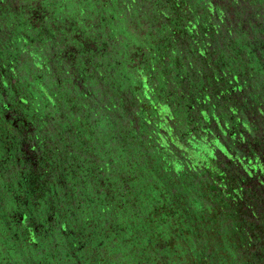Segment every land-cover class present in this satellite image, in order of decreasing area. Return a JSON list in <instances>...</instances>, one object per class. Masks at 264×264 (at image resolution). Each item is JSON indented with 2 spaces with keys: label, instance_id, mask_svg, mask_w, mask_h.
Returning <instances> with one entry per match:
<instances>
[{
  "label": "trees",
  "instance_id": "trees-1",
  "mask_svg": "<svg viewBox=\"0 0 264 264\" xmlns=\"http://www.w3.org/2000/svg\"><path fill=\"white\" fill-rule=\"evenodd\" d=\"M151 3L163 23L157 26L155 42L149 44L142 62L133 64L134 57L130 58L127 50L134 41L131 28L140 24L141 19L150 18ZM223 4V0L217 4L211 0H41L44 19L38 27L24 14L27 7L0 11V23L3 20L6 24L0 26V69L5 68L0 81L10 85L4 100H11L16 110L24 112V119L33 123L27 131L15 130L9 122L12 137L3 165L8 162L14 167H10L4 180L0 179V202L6 200L2 194L14 200L18 193L15 186H25L34 174L37 193V179L48 186L47 202L38 209L66 207L67 216L65 221L51 223L48 230L51 255L44 249L34 254L32 261L26 256L22 259V254H32L36 249L28 243L29 235L25 239L14 227H4L2 217L0 264L257 261V251L252 258L241 252L246 237L252 240L254 230L240 215L226 207L225 211L216 207L217 201H226V193L235 200L238 190L234 186L229 191L231 184L225 181V168L204 169L201 175L202 181L213 183L218 190L211 197L204 193L203 201L215 210L211 214L201 213V218L190 209L186 211L189 217L183 218L181 183L163 179L162 170L154 168L159 158L171 162L169 169H173L175 161L198 168L200 161L194 152L174 160L168 158L169 153L176 156L179 143L192 149L190 142L200 141L205 134L215 137L213 118L235 143L236 113L227 100L213 102L218 93L224 99L226 90L231 95L245 88L244 94L252 93L258 105L264 104V90L258 88L259 75L264 74V2L252 1L251 6L257 10L233 22ZM217 5L221 7L219 12ZM49 29L54 31L50 33ZM88 101L93 102L89 103L88 115L79 113L72 118L67 114L70 107H75L66 102ZM3 104L0 101V111ZM63 106L64 120L58 124L54 115ZM100 110L103 114L107 111L111 116L118 115L119 123L109 120L106 124L100 117L98 120ZM3 120L0 116V122ZM56 126L60 136L66 137L61 143L49 132ZM28 144L38 149L40 157V168L34 171L33 161L24 162L27 153L22 150ZM259 145L264 149V142ZM18 156L21 161L16 160ZM81 159L87 167L78 166ZM194 175L196 182L199 177ZM104 183L119 198L121 209L131 208L135 216L146 214L148 226L139 228L132 221L128 223L129 218L118 209L107 210L110 205L92 206L98 201L94 193H101L106 188ZM22 194L32 196L33 192ZM123 197L139 204L125 206ZM133 207H138L137 213ZM70 212L74 214L71 216ZM228 225L235 235L229 232L230 228L226 229ZM71 230H78L79 236ZM15 241L18 247L13 246ZM263 253L264 249L260 257H264Z\"/></svg>",
  "mask_w": 264,
  "mask_h": 264
},
{
  "label": "rangeland",
  "instance_id": "rangeland-1",
  "mask_svg": "<svg viewBox=\"0 0 264 264\" xmlns=\"http://www.w3.org/2000/svg\"><path fill=\"white\" fill-rule=\"evenodd\" d=\"M214 3H219L220 0H211ZM224 4L223 6L227 7L229 10L228 13H230L232 22L235 19H239L240 16H244V18L248 17L249 14L255 12L257 9H252L249 5L250 3H242V2H235V0H223ZM223 3V2H222ZM41 0H0V11L8 10L7 12L13 11L14 9H23L24 14H27L28 18L32 21V23L38 27L42 26V19H44L43 16V10L40 8ZM246 5L250 6L249 8H246ZM218 12L221 10L220 5H217ZM223 9V8H222ZM200 12V10H199ZM241 19V18H240ZM41 21V22H40ZM3 22V20H2ZM1 22V23H2ZM141 23H137L133 25L131 28L132 32L134 33V41L131 43V46L129 49H127L130 58L134 59L133 64H138L142 62V58L149 48V44L154 41L155 37L158 34V30L156 29L157 26H161L163 23V19L161 18L160 14L157 13V8L152 6L150 8V18H143L140 21ZM0 26L6 25L5 23L1 24ZM40 24V25H39ZM236 25H239V23H235ZM53 28V27H52ZM212 28V27H211ZM54 30H50L49 32L52 33ZM215 35V34H214ZM218 38L220 37L219 34H217ZM75 36H78L80 38V34H76ZM216 37V35H215ZM217 40V38H216ZM145 42V43H143ZM143 43V44H142ZM136 51L139 52V54H136ZM29 61V59L27 58ZM173 60V58H172ZM32 63V62H31ZM30 64V62H29ZM36 67H40V64L35 63ZM210 72V71H208ZM195 76L198 78L199 73L195 74ZM259 83L258 88L260 90H264V74L259 75ZM200 80V79H199ZM252 89H250L251 91ZM247 90L244 88L243 90H240V92H232L231 95H229V92L226 90L225 97L222 98L223 95H221V92L218 93L214 99L213 102L217 103L219 100H227L229 101L233 108L232 112L236 113V120L234 123V132H235V143L230 140L228 133L225 132L223 129V125L219 124V121L213 118V126L216 133L215 137L210 138L207 134L204 135V138L199 141H193L190 142L193 145V148L190 149V145H186L183 143L177 144L179 151H176V156H174L173 152L171 151L169 153V159L174 160L178 156L182 155H189V151L194 152V157H198L200 164L198 165V168L190 167L189 164L183 163V164H177V161L174 162V166L172 164L173 169L167 168L168 164L171 163L167 158L162 159L159 158L157 162L154 165V168L162 170L163 173V179H166L170 182H175L178 180L181 183V186L183 188V194L182 196V202H181V210L180 212L183 214V218L189 217L188 213H186L187 209L193 210L198 217L202 214H211L215 210L214 206L209 204L206 205L204 200V193L210 197L211 194H214V192H218L217 189H215V186L213 183L207 181H202L201 175L204 173V169H215L217 168H225V181L226 183H230L229 191L234 187L237 186V191L234 193L236 195L235 200H239V203H234V198L229 199L228 194H224L226 196V201L219 202L217 201L216 207L220 208L222 211H225L226 209H229L234 214H238L241 217H243V220L246 224L249 225L251 229L254 230L250 238L252 240H249V237H246L247 242L245 244V249L241 250V252H244L248 257L251 258L254 257L255 251H257V261H248L247 264H264V257H260L262 250L264 249V149L259 145L260 142H264V104L258 105V99L256 96H252L251 94H244ZM210 93V92H209ZM211 94V93H210ZM68 106H74L70 107L66 112L69 114L72 118L78 115L79 113H83L84 115H88V109L90 108L89 103H93L92 101H88L87 103H68ZM64 106L61 111H59L56 115H54L55 121L62 122L64 120L62 118V113L64 111ZM98 109V107L96 106ZM202 108V107H201ZM200 108V109H201ZM55 110V109H54ZM94 111V110H93ZM103 110H100V114L97 116L98 120L99 117L106 121V124L109 122V120L114 121L115 123H119V116L114 114L113 116L110 115L109 112L105 111L106 114H103ZM57 112L56 110L54 111ZM212 117V116H211ZM206 120H211L206 117ZM205 121V119L203 120ZM95 123V122H94ZM211 123V124H212ZM236 123H238L236 125ZM173 122L168 123L167 126L172 125ZM0 126L3 128L0 131V179L4 180L8 176V171L10 167H14L8 164L9 168H5L3 164L5 163V159L7 157V146L10 144L11 137L9 135L11 128L9 122H5L3 120L0 122ZM172 129V128H171ZM51 134H53L54 139L58 140L59 143L66 140V137L63 136V138L60 136V132L57 131V126L54 128H51L49 130ZM180 132L177 131V134L179 135ZM213 133V134H214ZM212 134V136H213ZM221 134V135H220ZM67 138H69V135H67ZM194 138V137H193ZM196 142L199 147L194 144ZM233 142V143H232ZM27 145V144H26ZM27 150V146H24ZM69 150H72L70 148ZM161 150H164L161 148ZM182 150H186V153H182ZM213 151V153H211ZM208 153L209 154L208 156ZM82 161V159H81ZM78 162V166H84L87 167V165L82 161ZM148 168H150L148 166ZM175 168V170H174ZM194 169V172H193ZM12 171V170H11ZM176 174V176L173 175V172ZM148 173H152L151 169H147ZM172 173V174H171ZM197 173V176L199 177V180L196 182L193 181V177L196 176L194 174ZM194 175V176H193ZM8 179V178H7ZM164 182L167 184V182ZM179 183V186H180ZM101 184V183H100ZM98 184V185H100ZM106 188L102 190L100 193H94L95 197H98V201L92 206H102L106 208V205H110V208H106L107 210H117L118 212L123 213L126 217L129 219L127 220L128 223L132 221V223H136L137 227H141L142 225L147 227L148 225L145 223V220L147 219L146 214H143L142 216H139L133 213L131 208H124L121 209V202L119 198L114 194H112L113 190L110 188L106 183H104ZM101 188V186H97L96 188ZM94 189V187H92ZM126 188H129V186H126ZM213 191V192H212ZM93 195V194H92ZM133 197V196H131ZM130 197V198H131ZM157 199H161L160 196H155ZM22 199H24L22 197ZM123 203L125 202V206L132 207L135 204H139L137 201L128 200L127 198L123 197ZM23 201L20 204L19 207H14L12 209H9L6 211V222L9 226H18L22 210H24L23 207ZM121 206V207H120ZM204 207L207 209L204 210ZM134 208V207H133ZM7 209V208H3ZM135 213L138 211V207L134 208ZM127 211L128 214L125 213ZM230 212V213H231ZM237 212V213H236ZM66 213V207H63L61 210L57 208L56 210H52L48 213V215L53 216L51 214L55 215V220L52 219V222L56 224L58 221L61 222L62 220L65 221L67 216L64 215ZM105 213H108L105 211ZM72 212H70L69 215L72 216ZM76 214V212H75ZM181 214V216H182ZM47 215V214H46ZM43 216L47 218V216ZM68 215V214H67ZM229 216H231L229 214ZM66 217V218H65ZM70 217V216H69ZM210 216H208L209 218ZM47 220V219H46ZM201 221V219H199ZM21 221V220H20ZM207 221V219H206ZM49 222V221H48ZM46 222V223H48ZM230 228V229H229ZM226 229H229V232L231 234H234V230L231 226H227ZM16 231V230H15ZM70 232L74 233V235L79 236L78 230H71ZM78 232V233H77ZM44 234H48V232H43ZM16 234V233H15ZM39 234L38 236V245H43V249H48L50 251L51 246L49 245L48 240H44L43 235ZM255 234V237H254ZM235 235V234H234ZM250 235V234H249ZM18 239V236L15 237V240ZM45 243V244H44ZM37 245V246H38ZM62 249L59 248V251ZM51 255V254H50ZM264 255V253H263ZM130 261V258H129ZM112 264H116L115 262H112Z\"/></svg>",
  "mask_w": 264,
  "mask_h": 264
},
{
  "label": "flooded vegetation",
  "instance_id": "flooded-vegetation-1",
  "mask_svg": "<svg viewBox=\"0 0 264 264\" xmlns=\"http://www.w3.org/2000/svg\"><path fill=\"white\" fill-rule=\"evenodd\" d=\"M252 1L254 3L258 2V0H243L242 3L247 2V4L250 3L249 5L251 6ZM261 2H264V0H261ZM250 6L246 5V8H249ZM251 8L253 9L252 6H251ZM262 48H264V45H262ZM3 75H5V68L4 67L0 69V80L3 77ZM9 86H10L9 82H5V80L0 81V95H2V98L0 96V101L4 103L3 107H2V111H0V116L5 121L11 122V124L15 126V130L16 129L17 130L23 129V128H27V131L31 130L32 127H30V126L33 123L24 119V116H23L24 112L20 111V110H16L15 106H12L13 102L11 100H8V102L5 103L4 98H6L8 96ZM14 97H16V96H14ZM12 108H14V110ZM32 145L28 144L27 150L26 149L22 150V152L27 153V154H24L25 155L24 162L32 163L31 161H33V165L35 167L32 169V171H34V170H37L38 168H40L39 165L37 166L38 158H40V157L37 156L38 155V149L33 148ZM16 160L21 161V158L18 156V158H16ZM20 170H22V169H20ZM34 177H35V175L33 174L32 177L29 178V183L25 184V186H23V187L19 186L17 188L16 187L17 185L15 186L18 193L15 194V196L13 195L15 198L14 200L11 199L10 195L2 194L3 199H6V200L4 202H0V220L3 217V219H5L4 227H10V229H11L12 226H9L6 222V216H5L6 211L9 209H12L14 207H19L20 204L22 203V200H24L23 201L24 210H22L21 217H20L21 221L19 220L18 226H15V227L13 226V227L15 229H17L18 234L22 233L21 236L23 238H25L28 234L29 239H30L28 243L35 246L36 249L32 252V254H28L25 251H24L25 252L24 255L22 254V259L25 258L24 256H26L27 259L29 257H31V261L34 259V254H38L39 252L41 253L42 252L41 250H44L42 248L43 245L40 246V245H38V242H37L39 234H44L43 232H48V230L51 229V223H53L52 219L55 220V218H56L55 217L56 214H51L53 216L48 215V213L50 212L48 209L49 207H46L47 211H40L38 209L39 207L40 208L43 207L42 206L43 203L47 202L46 198L48 196H47L46 190H45L47 185H46V183L42 182L40 179H37V182L40 185V187L38 189L39 192L37 193V190L34 188V185H35ZM23 180H24V178H23ZM24 182H25V180H24ZM30 188H33V191H30ZM22 191H25L26 194H29V192L30 193L33 192V195L32 196H25L22 194ZM47 191L49 192V189ZM8 193H10V191H8ZM22 197L24 199H22ZM3 208H7V209H3ZM45 215L47 216V218L43 219L44 218L43 216H45ZM44 222H48V223H46L45 227L43 226ZM13 232L16 233L15 231H13ZM18 234H17V236H18ZM0 235L2 236L1 227H0ZM47 237H48V234H44L42 239L47 240ZM17 245L18 244H16V241H15L13 246H17ZM49 254H51V252H49Z\"/></svg>",
  "mask_w": 264,
  "mask_h": 264
}]
</instances>
